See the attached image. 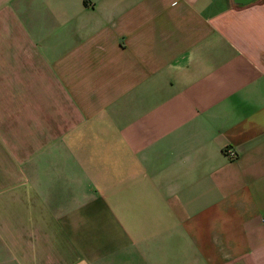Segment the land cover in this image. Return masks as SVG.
Instances as JSON below:
<instances>
[{
    "label": "crops",
    "instance_id": "crops-1",
    "mask_svg": "<svg viewBox=\"0 0 264 264\" xmlns=\"http://www.w3.org/2000/svg\"><path fill=\"white\" fill-rule=\"evenodd\" d=\"M0 264H264V0H0Z\"/></svg>",
    "mask_w": 264,
    "mask_h": 264
},
{
    "label": "built area",
    "instance_id": "built-area-1",
    "mask_svg": "<svg viewBox=\"0 0 264 264\" xmlns=\"http://www.w3.org/2000/svg\"><path fill=\"white\" fill-rule=\"evenodd\" d=\"M227 155L228 157H230L231 159L236 157V152L234 150H228L227 151Z\"/></svg>",
    "mask_w": 264,
    "mask_h": 264
}]
</instances>
